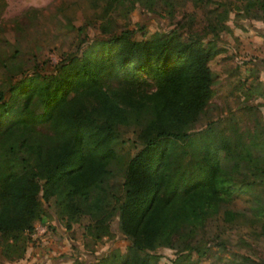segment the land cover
I'll return each mask as SVG.
<instances>
[{"label":"trees","instance_id":"1","mask_svg":"<svg viewBox=\"0 0 264 264\" xmlns=\"http://www.w3.org/2000/svg\"><path fill=\"white\" fill-rule=\"evenodd\" d=\"M216 52L196 34L135 38L122 28L80 39L50 71L18 69L0 89V237H24L52 199L66 227L87 216L94 238L110 234L115 215L128 240L121 264H151L149 254L173 237L192 248L188 238L216 210L225 182L219 151L231 148L209 125L190 129L213 92L207 61ZM126 125L140 147L116 193L109 178ZM256 175L264 182V167ZM255 209L264 235V200ZM252 260L241 254L233 264H264Z\"/></svg>","mask_w":264,"mask_h":264},{"label":"rangeland","instance_id":"2","mask_svg":"<svg viewBox=\"0 0 264 264\" xmlns=\"http://www.w3.org/2000/svg\"><path fill=\"white\" fill-rule=\"evenodd\" d=\"M263 2L0 0V89L9 77H19L18 69L50 71L77 49L80 39L122 28L133 29L135 38L176 30L182 38L196 34L214 43L217 52L207 61L213 92L190 129L209 125L230 139V152L219 151L225 182L216 210L188 238L192 248L183 249L173 237L170 246L160 245L149 254L151 264H172L173 259L174 264H233L241 254L264 262L262 219L255 209L264 200V182L256 175V166L264 167ZM135 131L130 125L118 129L109 178L116 193L127 157L140 147ZM52 203L44 202L45 212L21 239L0 237V264H121L128 240L117 230L115 215L108 220L110 234L94 238L84 228L87 216H75L66 227Z\"/></svg>","mask_w":264,"mask_h":264}]
</instances>
